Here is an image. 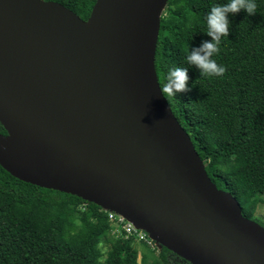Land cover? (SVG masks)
I'll use <instances>...</instances> for the list:
<instances>
[{"label": "water", "instance_id": "obj_1", "mask_svg": "<svg viewBox=\"0 0 264 264\" xmlns=\"http://www.w3.org/2000/svg\"><path fill=\"white\" fill-rule=\"evenodd\" d=\"M104 2L93 36L60 3L0 0V166L124 216L190 264H264V227L213 183L159 87L169 0H97L92 15Z\"/></svg>", "mask_w": 264, "mask_h": 264}, {"label": "trees", "instance_id": "obj_2", "mask_svg": "<svg viewBox=\"0 0 264 264\" xmlns=\"http://www.w3.org/2000/svg\"><path fill=\"white\" fill-rule=\"evenodd\" d=\"M45 1L64 5L84 22L97 2ZM228 2L169 0L155 66L160 84L174 67L189 70L190 90L165 98L213 183L239 201L245 217L261 224L255 213L264 204V0H255V15L241 10L229 16L230 34L221 37L212 57L226 68L223 75L201 76L186 59L191 47L211 40V6ZM0 134L7 136L1 123ZM111 230L96 204L21 181L0 166V264H190L164 247L156 253L140 243L139 251L134 239L113 238Z\"/></svg>", "mask_w": 264, "mask_h": 264}, {"label": "clouds", "instance_id": "obj_3", "mask_svg": "<svg viewBox=\"0 0 264 264\" xmlns=\"http://www.w3.org/2000/svg\"><path fill=\"white\" fill-rule=\"evenodd\" d=\"M241 10L248 13L249 16L255 15L257 4L255 0H229L223 5H212L210 12L206 16L207 32L206 35L211 40H203L198 47H191L187 52V62L194 65L201 76H220L226 71V68L218 65L216 60L212 59L214 54L219 52V44L222 36H229L230 15H235ZM189 70L182 67H174L169 70L166 82L159 83V87L165 97L173 96L176 93L189 91Z\"/></svg>", "mask_w": 264, "mask_h": 264}, {"label": "built area", "instance_id": "obj_4", "mask_svg": "<svg viewBox=\"0 0 264 264\" xmlns=\"http://www.w3.org/2000/svg\"><path fill=\"white\" fill-rule=\"evenodd\" d=\"M101 210L107 214L108 221L112 226L111 231L114 232L116 228L120 234L119 237H124L125 239H135L140 243L146 244L156 253L160 252L161 246L150 236L148 232L137 228L131 221L118 213L102 208Z\"/></svg>", "mask_w": 264, "mask_h": 264}, {"label": "bare ground", "instance_id": "obj_5", "mask_svg": "<svg viewBox=\"0 0 264 264\" xmlns=\"http://www.w3.org/2000/svg\"><path fill=\"white\" fill-rule=\"evenodd\" d=\"M106 3H102L101 6L96 10V12L91 16V18L82 24V28L87 34L98 35L101 31L105 12ZM10 141L14 140L13 137L9 138Z\"/></svg>", "mask_w": 264, "mask_h": 264}, {"label": "rangeland", "instance_id": "obj_6", "mask_svg": "<svg viewBox=\"0 0 264 264\" xmlns=\"http://www.w3.org/2000/svg\"><path fill=\"white\" fill-rule=\"evenodd\" d=\"M255 219L257 221H259L264 227V204L259 205V207L257 208V211L255 213ZM110 236L113 238H118L120 236V234H119L118 230L115 228L114 232L111 231ZM133 244L139 251H142V247L140 245V242H138L137 240L134 239ZM101 248L104 252H107V250H108V246L105 243L101 244Z\"/></svg>", "mask_w": 264, "mask_h": 264}]
</instances>
